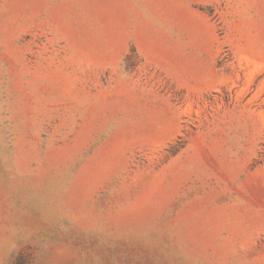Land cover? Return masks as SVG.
Segmentation results:
<instances>
[{
  "label": "rangeland",
  "instance_id": "374dc122",
  "mask_svg": "<svg viewBox=\"0 0 264 264\" xmlns=\"http://www.w3.org/2000/svg\"><path fill=\"white\" fill-rule=\"evenodd\" d=\"M0 264H264V0H0Z\"/></svg>",
  "mask_w": 264,
  "mask_h": 264
}]
</instances>
